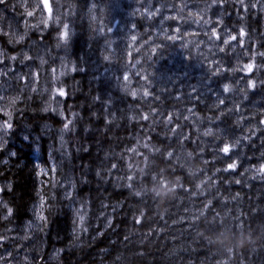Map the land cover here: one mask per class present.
Listing matches in <instances>:
<instances>
[{
  "label": "trees",
  "instance_id": "1",
  "mask_svg": "<svg viewBox=\"0 0 264 264\" xmlns=\"http://www.w3.org/2000/svg\"><path fill=\"white\" fill-rule=\"evenodd\" d=\"M17 2L0 7L25 18ZM57 2L45 32L28 21L23 46H45L44 82L63 90V112L40 115L39 95L13 109L0 225L33 221L43 198L48 264H264V0ZM152 3L176 17L160 26L141 10ZM49 124L63 136L54 159ZM162 180L178 187L163 201Z\"/></svg>",
  "mask_w": 264,
  "mask_h": 264
},
{
  "label": "rangeland",
  "instance_id": "2",
  "mask_svg": "<svg viewBox=\"0 0 264 264\" xmlns=\"http://www.w3.org/2000/svg\"><path fill=\"white\" fill-rule=\"evenodd\" d=\"M152 1L153 3H159L160 0ZM153 3L152 7H142L141 10L143 13L148 12L149 15H152L150 13H155L152 16L156 17L157 23L159 22L161 24L160 26H163L165 24L163 22L168 19L176 17L174 9L169 4L162 3L160 7L154 8ZM17 6L25 9V13L32 12V15L29 16L26 14L25 18L21 16L18 19L7 12L5 8L0 7V36L8 38V47L4 43L0 44V125H3L5 122L12 124L10 130L6 132L0 131V145H3L0 148V163L3 162L4 164H7L9 158L15 157L16 155L14 149L8 148L9 141L13 137L11 136L12 129L16 127L14 122L12 123V111L22 101L25 95L30 97L29 99L35 95L41 97L42 104L38 111L40 115L51 113L61 115L63 112L62 104L64 95L61 96L59 90L50 87L44 82L47 73L45 70L47 64L45 46L34 38H30L29 47L23 46L28 41V21L31 23V30L33 32L36 31L38 34L45 32L47 27L46 21L59 8L58 2L57 0H18ZM157 9H159L158 12L156 11ZM57 10L56 12H58ZM169 31L170 28H168L165 34L166 38L175 39L178 37L177 34L170 35ZM21 36L24 37L23 40L19 39ZM7 54L10 57H7ZM13 56L16 57L17 62L19 58L20 62H26V64L29 62L26 68L23 69L18 65L12 64L14 61L12 59ZM25 56L28 59H25ZM46 107L49 109L47 112L44 111ZM34 131L32 129V132ZM41 131L47 138V158L54 159V150L57 149V146L62 141V132L50 124L44 125ZM28 136L29 134H27L25 141L28 140ZM37 137L38 141L36 144L38 145H34L35 151H39L44 142L43 135L42 139H39L41 134ZM50 143L54 144V148L50 146ZM55 161L57 160L55 159ZM64 182L69 192L71 186L67 176H65ZM5 186L6 184L0 180V196ZM1 206H4V204L0 203V209ZM37 209L35 219L25 223L20 228H17L15 225H0V264H48L49 262L55 261L54 258L56 255L52 257V253L49 256L46 254L43 237L44 223L40 219L43 212L41 207L40 211L39 207ZM30 224L32 225L31 227H29Z\"/></svg>",
  "mask_w": 264,
  "mask_h": 264
},
{
  "label": "snow or ice",
  "instance_id": "3",
  "mask_svg": "<svg viewBox=\"0 0 264 264\" xmlns=\"http://www.w3.org/2000/svg\"><path fill=\"white\" fill-rule=\"evenodd\" d=\"M3 2H4V0H0V3H3ZM185 6H186V5H185ZM156 11L158 12L159 9H157ZM150 14L155 15V13H150ZM28 15L31 16V15H32V12H29ZM207 23H209V21H207L206 24H207ZM239 34H240L241 37H243V36L245 35L244 30L241 29ZM214 36H216V38L219 39V36L217 35L216 31H214ZM236 38H237V37H236L235 35L230 36L228 39H225L223 43H224L225 45H227V44L230 42V40H236ZM19 39H20V40H23L24 37L21 36ZM61 39H67V37H61ZM241 43H243V41H241ZM220 50L223 51V48H221ZM12 59L15 60L16 57L13 56ZM25 59H28V57L25 56ZM41 63H43V61H41ZM252 65H253V64H252ZM252 70H253V67H252ZM252 70H251V71H247V72H248V73H251ZM251 87H253V88L255 87V82H254V81H252V85H251ZM223 92H225V89H223ZM225 93H226V92H225ZM59 94H60L61 96L64 95V92H63L62 89L59 90ZM222 102H223V101H222ZM49 107H50V106H49ZM48 110H49L48 107H46V108L44 109V111H46V112H47ZM61 115H62V113H61ZM71 123H72L71 120L67 121V122L64 124V130H68V129H69V125H70ZM11 127H12V124H11L10 122H5L3 125H0V131L6 132L7 130H10ZM2 147H3V145H0V148H2ZM232 147H234V146H232ZM229 151H230V147L227 146L223 152L227 154V153H229ZM13 155H14V153H13ZM236 167H237V163H235V162L230 163V164L228 165V169H233V170H234V169H236ZM225 170H227V169H225ZM256 171H257V173H258L259 175L264 176V165H261L260 168L257 169ZM69 195H70V193H69ZM41 208H43V198H42V201H41ZM11 212H12V209L9 208V209H8V213H9V215H11ZM77 215L79 216L80 225H83V224H84V221H85V215L80 214L79 212L77 213ZM40 219H41V220H44L45 217H44L43 215H41V216H40ZM110 223H111V221H109V224H110ZM31 226H32V225L30 224L29 227H31ZM75 231H77V233H78L79 230L76 229ZM84 231H87V229L85 228Z\"/></svg>",
  "mask_w": 264,
  "mask_h": 264
},
{
  "label": "clouds",
  "instance_id": "4",
  "mask_svg": "<svg viewBox=\"0 0 264 264\" xmlns=\"http://www.w3.org/2000/svg\"><path fill=\"white\" fill-rule=\"evenodd\" d=\"M178 191V187L174 182L168 180H162L159 185L154 188V192L156 196H158L162 201L170 198L176 194ZM230 239L228 236L221 237L217 242L223 243ZM245 242V238H238L237 243L243 244Z\"/></svg>",
  "mask_w": 264,
  "mask_h": 264
},
{
  "label": "flooded vegetation",
  "instance_id": "5",
  "mask_svg": "<svg viewBox=\"0 0 264 264\" xmlns=\"http://www.w3.org/2000/svg\"><path fill=\"white\" fill-rule=\"evenodd\" d=\"M22 11V10H21ZM20 124L17 125V127L19 126ZM12 139V138H11ZM9 141V144H8V148H11V149H15V142L13 140Z\"/></svg>",
  "mask_w": 264,
  "mask_h": 264
}]
</instances>
